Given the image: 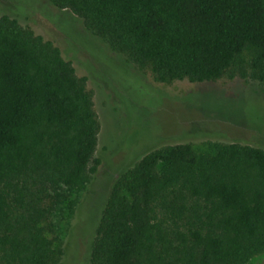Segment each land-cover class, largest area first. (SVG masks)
<instances>
[{
  "label": "trees",
  "instance_id": "obj_1",
  "mask_svg": "<svg viewBox=\"0 0 264 264\" xmlns=\"http://www.w3.org/2000/svg\"><path fill=\"white\" fill-rule=\"evenodd\" d=\"M156 81L264 86V0H44ZM86 78L0 14V264H60L45 233L57 188L100 163ZM264 251V147L164 141L113 177L87 264H247Z\"/></svg>",
  "mask_w": 264,
  "mask_h": 264
},
{
  "label": "rangeland",
  "instance_id": "obj_2",
  "mask_svg": "<svg viewBox=\"0 0 264 264\" xmlns=\"http://www.w3.org/2000/svg\"><path fill=\"white\" fill-rule=\"evenodd\" d=\"M0 14L52 41L86 78L99 122L100 163L80 189L61 186L45 233L63 242L60 264H87L90 243L113 177L164 141L242 140L264 147V86L252 78L156 81L93 37L68 10L44 0H0ZM247 264H264V251Z\"/></svg>",
  "mask_w": 264,
  "mask_h": 264
}]
</instances>
